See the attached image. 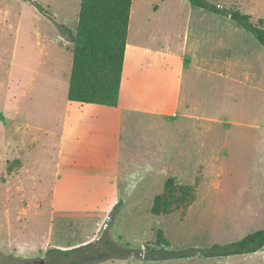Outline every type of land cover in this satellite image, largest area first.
<instances>
[{"label": "rangeland", "instance_id": "1", "mask_svg": "<svg viewBox=\"0 0 264 264\" xmlns=\"http://www.w3.org/2000/svg\"><path fill=\"white\" fill-rule=\"evenodd\" d=\"M210 1L264 20V0ZM80 4L0 0V264H81L47 251L103 237L143 251L158 230L193 252L264 228V45L190 0H133L118 105L75 102ZM170 178L195 201L154 215ZM87 264H264V247Z\"/></svg>", "mask_w": 264, "mask_h": 264}, {"label": "trees", "instance_id": "2", "mask_svg": "<svg viewBox=\"0 0 264 264\" xmlns=\"http://www.w3.org/2000/svg\"><path fill=\"white\" fill-rule=\"evenodd\" d=\"M133 0H81L76 32L69 29L73 47L68 98L80 103H99L117 106L123 79L125 51L129 33V21ZM194 6L228 16L237 25L249 30L264 45V20H251L250 16L234 7H224L210 0H190ZM45 14L51 12L36 4ZM196 198L192 184L177 183L170 178L162 193L154 198L150 211L154 215L169 214L187 209ZM151 247V248H150ZM171 242L158 230L154 246L143 251H133L117 246L108 237L70 250L49 249L47 254L60 253L64 257L75 255L81 264L101 262L114 258L134 257L139 253L143 260L161 261L166 258L228 257L257 252L264 247V228L246 234L241 239L227 244L215 243L206 249L193 252L171 249ZM146 250V251H145ZM145 251V252H144Z\"/></svg>", "mask_w": 264, "mask_h": 264}, {"label": "crops", "instance_id": "3", "mask_svg": "<svg viewBox=\"0 0 264 264\" xmlns=\"http://www.w3.org/2000/svg\"><path fill=\"white\" fill-rule=\"evenodd\" d=\"M126 46H127V45H126ZM143 48H144V47H143ZM144 51H148V50L144 48ZM125 52H126V51H125ZM144 53H146V52H144ZM182 59H183V56L180 57L178 63H181V62H182ZM227 64H228V63H227ZM169 67H170V71H172V72H176V68H175V70H174V67H173V66H169ZM172 69H173V70H172ZM177 69L181 72L182 69H184V65H183V64H180V65L177 67Z\"/></svg>", "mask_w": 264, "mask_h": 264}, {"label": "water", "instance_id": "4", "mask_svg": "<svg viewBox=\"0 0 264 264\" xmlns=\"http://www.w3.org/2000/svg\"><path fill=\"white\" fill-rule=\"evenodd\" d=\"M38 264H44V261L42 260V261H40Z\"/></svg>", "mask_w": 264, "mask_h": 264}]
</instances>
